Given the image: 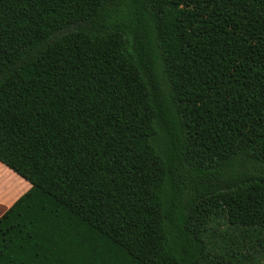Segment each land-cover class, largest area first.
I'll return each mask as SVG.
<instances>
[{"label":"trees","instance_id":"trees-1","mask_svg":"<svg viewBox=\"0 0 264 264\" xmlns=\"http://www.w3.org/2000/svg\"><path fill=\"white\" fill-rule=\"evenodd\" d=\"M0 162V264H264V0H0Z\"/></svg>","mask_w":264,"mask_h":264},{"label":"crops","instance_id":"crops-1","mask_svg":"<svg viewBox=\"0 0 264 264\" xmlns=\"http://www.w3.org/2000/svg\"><path fill=\"white\" fill-rule=\"evenodd\" d=\"M30 188L28 181L0 162V217Z\"/></svg>","mask_w":264,"mask_h":264},{"label":"rangeland","instance_id":"rangeland-1","mask_svg":"<svg viewBox=\"0 0 264 264\" xmlns=\"http://www.w3.org/2000/svg\"><path fill=\"white\" fill-rule=\"evenodd\" d=\"M174 181H178V180H174ZM182 185L185 187V192L186 193H193V189H192V184L189 182V180H182Z\"/></svg>","mask_w":264,"mask_h":264}]
</instances>
